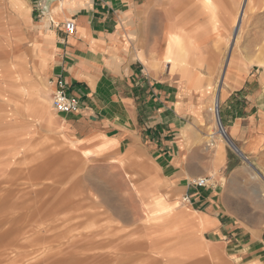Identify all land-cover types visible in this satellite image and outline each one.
I'll return each instance as SVG.
<instances>
[{
    "label": "rangeland",
    "instance_id": "374dc122",
    "mask_svg": "<svg viewBox=\"0 0 264 264\" xmlns=\"http://www.w3.org/2000/svg\"><path fill=\"white\" fill-rule=\"evenodd\" d=\"M165 10L183 28L164 18L171 27L162 43ZM30 13L28 0H0V264H168L149 239L170 204L163 190L148 206L137 196L147 154L136 153L140 164L116 165L71 147L51 105L56 79L48 76L46 21L35 23ZM135 28L137 48L159 55L139 52L144 64L186 81L210 77L201 86L211 97L246 78L225 103L229 117L247 105L245 87L264 89V0H150ZM212 100L206 112L216 129ZM259 142L242 157L229 146L226 177L244 167L241 183L264 207V134Z\"/></svg>",
    "mask_w": 264,
    "mask_h": 264
},
{
    "label": "crops",
    "instance_id": "0c3cea01",
    "mask_svg": "<svg viewBox=\"0 0 264 264\" xmlns=\"http://www.w3.org/2000/svg\"><path fill=\"white\" fill-rule=\"evenodd\" d=\"M28 2L33 22L46 21L42 30L49 36L48 50L53 54L48 76H62L69 92L81 101L78 112L58 114L62 133L69 144H76L71 147L89 150L90 156L104 157L116 165L140 164L136 153L147 154L149 170L138 171L144 185L139 186L140 194H134L148 206L156 191L163 190L160 194L172 205L167 217L153 223L156 233L149 239L162 261L264 264V207L241 183L247 179L244 167L226 177L231 145L216 134L206 112L211 98L216 97L220 120L228 127L227 137L248 154L262 146L257 142L264 134L260 123L264 89L245 87L247 105L229 117L232 111L227 112L230 106L225 103L231 96H239L246 78H237L234 87L225 92L220 87L211 97L201 86L213 83L210 77L199 74L198 80L186 81L177 72L165 73L144 64L139 52L150 58L155 51L145 54L137 48L135 22L150 0ZM168 16L165 10L163 20L168 21ZM68 20L75 22L74 34L66 32ZM171 20L183 28L177 19ZM163 29L167 30L162 25V43ZM209 132L215 137L208 136ZM206 147L210 150L205 151ZM199 177L208 179L206 187L191 184ZM152 178L160 182L156 187L147 185ZM180 196L188 201H179Z\"/></svg>",
    "mask_w": 264,
    "mask_h": 264
},
{
    "label": "built area",
    "instance_id": "2783aa9c",
    "mask_svg": "<svg viewBox=\"0 0 264 264\" xmlns=\"http://www.w3.org/2000/svg\"><path fill=\"white\" fill-rule=\"evenodd\" d=\"M65 29L68 34H74L76 32V25L73 20H68L65 23ZM52 107L59 113H76L81 108L80 99L73 93L69 92L68 84L62 76H59L55 80V89L52 94ZM192 185L197 187H206L208 185V179L205 177H199L191 181ZM183 201H188V197H184Z\"/></svg>",
    "mask_w": 264,
    "mask_h": 264
},
{
    "label": "bare ground",
    "instance_id": "6f19581e",
    "mask_svg": "<svg viewBox=\"0 0 264 264\" xmlns=\"http://www.w3.org/2000/svg\"><path fill=\"white\" fill-rule=\"evenodd\" d=\"M157 1V0H156ZM208 1H210V0H207V3H208ZM49 2H51V1H49ZM48 4V2H46L45 3V5H47ZM166 4V3H165ZM242 15V14H241ZM163 25V27L165 26V28L167 29L168 28V22L167 21H164V23L162 24ZM36 30V29H35ZM48 36V35H47ZM43 45V44H42ZM37 58H38V56H37ZM157 59V58H156ZM42 60H44V58H42ZM160 62V61H159ZM167 63H169V61L168 62H165V65L167 64ZM42 64H43V66H44V63L42 62ZM22 68V67H21ZM21 72H22V69H21ZM217 94V93H216ZM216 99V97L214 98V101H213V115H214V120H215V125H216V134H218V135H221V137L222 136H225L226 137V129H225V127L222 125V123H221V120H220V116H219V100H215ZM51 105H52V101H51ZM210 117H211V115H209ZM208 117V116H207ZM211 120H213V118L211 117ZM214 132H212L211 134H210V137L211 138H214L215 137V135H216ZM212 145V144H211ZM231 147H232V145H231ZM237 147V146H236ZM238 148V147H237ZM233 149H234V147H233ZM210 150V149H209ZM235 150V149H234ZM237 153H239L241 156H243V154H242V152L239 150V149H237V150H235ZM84 154L85 155H88V154H90V151H88V150H84ZM172 210V205L170 204L169 206H167L166 208H165V212H168V211H171Z\"/></svg>",
    "mask_w": 264,
    "mask_h": 264
},
{
    "label": "water",
    "instance_id": "95a60500",
    "mask_svg": "<svg viewBox=\"0 0 264 264\" xmlns=\"http://www.w3.org/2000/svg\"><path fill=\"white\" fill-rule=\"evenodd\" d=\"M226 138L228 139V142L230 143V145H232V147H234V149H238L237 147H236V145L227 137V135H226Z\"/></svg>",
    "mask_w": 264,
    "mask_h": 264
}]
</instances>
